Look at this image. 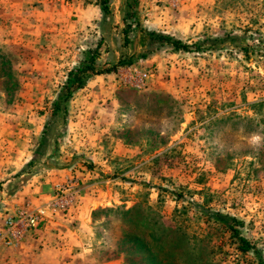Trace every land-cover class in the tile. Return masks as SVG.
Here are the masks:
<instances>
[{
    "label": "rangeland",
    "instance_id": "obj_1",
    "mask_svg": "<svg viewBox=\"0 0 264 264\" xmlns=\"http://www.w3.org/2000/svg\"><path fill=\"white\" fill-rule=\"evenodd\" d=\"M106 6L73 64H43L35 34L0 26V151L81 163L79 173L116 193L85 226L72 222L83 264H147V248L160 264H264V0ZM3 9L0 0V21ZM143 29L186 48H157ZM92 53L95 68L116 67L55 111L64 77ZM68 124L89 131L68 141Z\"/></svg>",
    "mask_w": 264,
    "mask_h": 264
},
{
    "label": "crops",
    "instance_id": "obj_2",
    "mask_svg": "<svg viewBox=\"0 0 264 264\" xmlns=\"http://www.w3.org/2000/svg\"><path fill=\"white\" fill-rule=\"evenodd\" d=\"M2 1L4 9L1 13L0 26L3 31L8 33L10 32L8 29L13 27L19 32L23 27L21 33L35 34L34 39L39 41V47L44 49L42 63L60 66L77 62L73 52L77 53L82 49L85 42H88L90 31L96 26L101 28V19L103 22L108 14L103 5L107 3L113 9L117 0ZM26 24H29L30 29ZM98 43L100 50L102 42ZM69 73L64 77L65 82ZM102 76L111 77L109 74ZM57 95L58 92L55 96ZM68 125L67 132L63 133L65 140L68 141L74 138L70 133L84 134L85 131H89L85 129L86 124ZM99 135L101 137V134H96L95 137ZM1 143L4 142H0V148L3 147ZM32 152L27 154L21 152L16 156L6 153L4 155V152L0 151V233L4 227L6 214H15L17 210L23 209L32 210L47 204L55 187L71 175L79 180L80 195L65 219L64 216L48 217L36 229L22 228L21 235L15 240L6 242L0 238V264H83V252L74 249L75 243L79 245L81 243L72 222H76V228L85 226L90 220L92 210L104 207L107 202L114 204L118 201L117 195L107 188H100L93 179L90 180L94 178L92 175H95L91 173L92 171L85 170L79 173L80 168L84 169L81 163L73 165L72 162L74 167L70 170L69 167H64L67 163L65 161L63 165L59 162L53 165L48 160L49 157L38 158ZM57 156L59 157L57 161H62L61 150Z\"/></svg>",
    "mask_w": 264,
    "mask_h": 264
},
{
    "label": "built area",
    "instance_id": "obj_3",
    "mask_svg": "<svg viewBox=\"0 0 264 264\" xmlns=\"http://www.w3.org/2000/svg\"><path fill=\"white\" fill-rule=\"evenodd\" d=\"M130 78L131 77L127 78L120 76V80L124 84L128 83L135 88H142L145 86L141 76L135 77L132 80ZM77 184L76 181L69 178L55 187L52 197L47 204L32 210H17L15 214L6 215L0 238L6 242H10L21 235L22 228L27 230L36 229L45 222L50 215L57 212L68 211L77 198Z\"/></svg>",
    "mask_w": 264,
    "mask_h": 264
},
{
    "label": "trees",
    "instance_id": "obj_4",
    "mask_svg": "<svg viewBox=\"0 0 264 264\" xmlns=\"http://www.w3.org/2000/svg\"><path fill=\"white\" fill-rule=\"evenodd\" d=\"M106 5L107 4H105L103 6H104V10L107 12L108 7ZM127 27H129V26H127ZM141 31H143L145 33V35L149 37L150 43H154V42L159 43L157 48H160L164 45H172V49H175V50H178L181 48L182 49L186 48L185 44H183L178 39H174L169 34H165L162 32H155V31L146 30V29H143ZM125 32H126V30H125ZM143 57H145V55ZM128 64H133V61H125V60H119L118 61V65H128ZM95 65H96L95 54L92 53L91 56H88V58L86 57L83 61H81L78 69H76L75 71H71L69 73L67 81L62 86L61 92L58 94L56 100L53 103L55 111L58 109V107L60 106V104L63 101L67 100L72 95L74 90L79 88L81 85L85 84L87 82V80L92 75L100 74L103 72H110L111 69L114 70V68L116 67L115 66V67L109 68V69L108 68L107 69H97V68H95L96 67ZM164 238L160 239L161 243H163V244H164V241H166ZM242 243L243 244L241 246V249L246 250V248L249 247L247 241L242 239ZM140 246H142V244ZM145 252L147 253V257H146V259L148 261L147 264H160L158 258L156 257V254L151 253L148 248L145 250Z\"/></svg>",
    "mask_w": 264,
    "mask_h": 264
}]
</instances>
